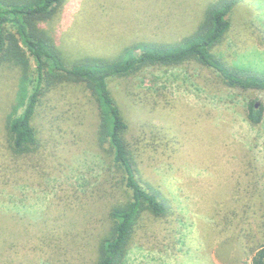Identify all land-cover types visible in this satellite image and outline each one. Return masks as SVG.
Masks as SVG:
<instances>
[{
    "label": "rangeland",
    "instance_id": "374dc122",
    "mask_svg": "<svg viewBox=\"0 0 264 264\" xmlns=\"http://www.w3.org/2000/svg\"><path fill=\"white\" fill-rule=\"evenodd\" d=\"M217 0H66L41 27L72 65L117 58L133 44H172L193 34ZM215 51L264 74V0H239ZM34 63V62H33ZM19 69L0 66V264H94L111 209L131 198L109 146L98 142L90 94L66 84L42 97L39 144L13 152L7 119ZM110 88L129 124L126 139L142 184L170 207L144 210L123 264H251L264 245V118L211 67L190 61L149 66Z\"/></svg>",
    "mask_w": 264,
    "mask_h": 264
},
{
    "label": "trees",
    "instance_id": "16d2710c",
    "mask_svg": "<svg viewBox=\"0 0 264 264\" xmlns=\"http://www.w3.org/2000/svg\"><path fill=\"white\" fill-rule=\"evenodd\" d=\"M65 1L0 0V66L12 64L20 71L17 105L7 119L11 148L22 154L38 146L33 118L43 96L66 84L80 85L90 94L100 119L98 142L109 146L113 161L123 170L132 193L129 201L111 209L112 226L99 241L94 264H123L142 212L148 210L162 216L170 207L138 177V162L126 139L129 124L112 93L111 80L137 75L149 66L169 67L195 61L213 68L231 88L248 93L264 90V74L230 65L215 51L231 28L230 15L239 0H217L210 4L194 33L179 42L133 43L117 58L90 57L72 65L41 27V23L56 15ZM248 117L253 124H260L264 118L263 107L251 101ZM5 246V242L0 244V251ZM251 260V264H264V245L254 251Z\"/></svg>",
    "mask_w": 264,
    "mask_h": 264
},
{
    "label": "water",
    "instance_id": "95a60500",
    "mask_svg": "<svg viewBox=\"0 0 264 264\" xmlns=\"http://www.w3.org/2000/svg\"><path fill=\"white\" fill-rule=\"evenodd\" d=\"M256 106L258 107V106H259V104L257 103V104H256Z\"/></svg>",
    "mask_w": 264,
    "mask_h": 264
}]
</instances>
